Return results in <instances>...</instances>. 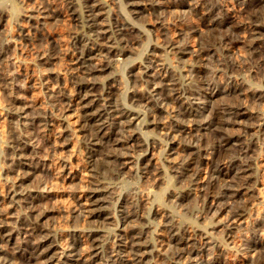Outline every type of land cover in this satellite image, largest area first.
<instances>
[{
	"label": "bare ground",
	"instance_id": "6f19581e",
	"mask_svg": "<svg viewBox=\"0 0 264 264\" xmlns=\"http://www.w3.org/2000/svg\"><path fill=\"white\" fill-rule=\"evenodd\" d=\"M209 1L124 0L130 11L134 13L142 10L159 14L169 12L173 17H177L176 23H172L173 26L164 23L159 27L162 28L163 32H160L163 38L161 44L155 45L157 48L155 50L158 51L159 47L167 48L179 58L186 56L188 59V62L179 68L176 64H170V60L169 63L166 61L164 57L166 52L163 56L152 51L143 63L133 65L134 68L131 70L133 72L128 77L131 76L134 83L138 78H142L147 87L141 94L127 96L129 102L127 104L120 100V88L114 84L115 77L109 75L107 81L105 78L108 75L105 73L107 71L109 73L119 60L131 52L134 44L139 40L140 32L143 31L142 27L139 28L133 22L134 19L128 20L130 17L108 22L106 10L100 0H70L72 12L77 18L82 19V32L77 30L78 33L75 34L78 44L73 58L75 73L71 74V77L75 78L74 92H64L57 96L55 91V94L62 106L63 126L59 134L64 139L66 137L70 140L73 136L76 138V132H80L84 139L82 142L88 145V150L85 147L86 157L92 167L87 172L95 173L103 169L102 172L106 173L111 169V163H115L119 171L121 166L129 163L131 158H135L141 163L145 162L144 169L153 167L155 172L160 173L162 164L158 160L153 163L149 161V158H146V151L156 143L160 145L162 141L163 149L168 151L164 165L171 169L172 174L166 178L160 177L158 182L171 185L174 178L184 180L186 187L173 190L171 195L177 199L191 195L193 198H196L194 195L199 197L205 212L210 214V222L197 224V221L191 220L186 225L181 215H172L168 212L169 208L165 210L160 204L149 212L150 221L147 222L143 221V214H133L121 204L120 208L117 207L119 209L117 215L110 216L105 211L104 203L110 194L111 183L110 185L102 183L104 180H96L97 176L96 178L93 176L95 180L91 179V185L87 186L84 183L86 189L83 188L85 190L82 194H76V205L82 216V225L71 229L67 237L69 240L63 241L52 232L50 227L41 223L40 220L47 211L41 207L40 194L35 188H31L33 186L31 183H28L31 174L37 168V162L29 157V152L33 150L32 136L14 130L15 137L7 142L10 165L7 164L14 172V177L7 180L9 182L5 192L7 203L4 204L0 199V264L13 263L3 253L1 242L11 239L14 233L21 235L15 248L18 252L25 253L23 264H264V233L256 237L255 241L253 239L252 246H246V250H242V259L228 256L229 252L235 251L234 234L232 235L234 225L248 221L249 196L252 195L257 184L261 185L264 182L262 174L259 176L262 182L253 174L256 163H259L255 161L256 131L264 121L262 117L255 116V110L251 111L247 102L250 96L252 100L263 99L264 86L248 88L245 81L236 78V75L233 77L231 72H237L235 70L241 63L238 65L237 60L231 59L230 53L237 44L246 43L251 52L264 54V0H240L238 4L240 3V11L244 14L243 20H236L237 15L234 16L231 9H227L225 5H213L214 3L211 4ZM47 3L41 11H37V14L30 13V17L33 19L49 16L54 8L48 6L51 4L50 0ZM188 12L197 16L198 23L193 21L192 17L189 19ZM121 14L123 15L122 11ZM4 15L5 11L1 7L0 23L7 17ZM215 32H219V35ZM210 62L214 65V68L211 66L214 74L222 68L229 72L227 76L229 79L224 81L223 88H219L221 85L217 78L207 74V71H210L207 64ZM61 75L60 73L59 76ZM120 83H123L122 79ZM219 92H227V95L232 93L231 100L234 102L228 101V98V102L224 104L216 102L215 100L218 99L215 97ZM56 96L52 95L53 98ZM250 102L252 103L251 100ZM30 104H17L13 98L11 114L17 121L13 120V122L20 127V130H25L28 127L27 119L32 116L31 119L39 122L40 131H47L52 124L48 118L52 116L51 114L48 116L51 110H48L47 106H42L44 104L42 102L41 105L40 101L39 104ZM31 107L33 111L28 109ZM146 125H151L156 131L152 133L154 138L149 135V131L147 134L142 130ZM234 126L239 127L237 131L233 129ZM2 138L1 136V141H4ZM68 140L66 144L69 143ZM74 141L76 142V139ZM131 194L133 193H130V198ZM159 199L160 194L157 195V200ZM110 203L112 204V201ZM16 207L22 210L17 211ZM224 211L227 220L222 223L220 215ZM255 217L253 224L255 222L259 224L264 232V216ZM110 219L120 223L121 233H116L114 246L106 251L108 249L104 248L105 239L101 231L103 226L110 223ZM220 223L221 233L213 235L215 231L210 227L218 226ZM258 251L261 254L258 255Z\"/></svg>",
	"mask_w": 264,
	"mask_h": 264
},
{
	"label": "rangeland",
	"instance_id": "374dc122",
	"mask_svg": "<svg viewBox=\"0 0 264 264\" xmlns=\"http://www.w3.org/2000/svg\"><path fill=\"white\" fill-rule=\"evenodd\" d=\"M100 1L104 6V10H106L105 11L106 20L108 22L111 23L116 19L125 18V17L127 19L130 17L128 20L133 21L134 19L133 22L137 26H139V28L142 27L141 29L144 31V32L143 31L140 32L139 40L135 43L136 45L134 44V47L136 48L133 47L130 53H127L123 57V59L119 60L116 63V66L112 68V70L110 69L109 73L111 74H109L108 71L105 73V75H108L105 78L107 81H108L107 77H109V75L115 77L116 81L114 82V84H116L117 87L120 88V90L119 89L118 90L121 96L119 94L118 95L121 101H124V103L126 102L127 104H129L127 100V96L137 93L141 94L142 91L146 89L145 88L147 87L146 82H144L142 78H138L134 83L131 79L132 77L131 76L128 77V75L131 72H133L131 71L134 68L133 65L136 66L137 64L143 63L144 60H146V57L152 51H155L156 53L161 54L163 56L165 55L166 52V55L164 56L166 58V61L168 62L170 60V64H174V65L176 64L177 67L179 68L188 62L186 56L179 58L176 53L172 52V50L159 47L158 51H156L157 48H155L156 44H161L163 38L162 28L159 27H162L161 25L164 23H168V24L170 23V26H173L172 23L173 24L176 23L175 20L177 19V17H173V15L169 12L159 14L154 11L147 12V10H142L140 12L134 13L130 11L129 6L124 3V0H100ZM47 2L48 0L47 1L46 0H0V8L2 7L3 10L5 11L4 17L7 16L6 18H3L4 20H2L0 23V48L3 49V50L0 49V54H1L0 55V143H1L0 144V199L2 200V202H4V204L7 203V199L5 197V192L7 191L9 185V182L7 180L8 178L10 179V177L11 178L14 177V172H12L9 166L10 155L7 147V142L10 141V139H13L12 137H15L16 135L14 132L15 130L21 132V134L29 133V135L32 136L31 143L33 145L32 148L33 150L29 152V157L31 160H35L37 162V168L31 174L28 183H31V185H33L31 188H35L36 191L40 194L41 207L46 209L47 211L46 215L42 217V219L40 220L41 223H43L47 227H50L52 232L58 238L61 237L63 241L64 240L66 241L67 239L69 240V238L67 237H69V233L71 229H73L74 227H80V225H82V219H81L82 216L79 214V209L78 206L76 205V196L78 194H82L83 191L86 189L85 186L91 185V179L95 180L96 176L98 178V179L96 178V180L99 181L104 180L102 181V183L104 182L107 183L108 185H110L111 183L109 189L110 194H108L107 201L104 203V205L106 206L105 211L110 216L117 215L116 213L119 210L117 207L120 208V204H121L123 206L125 205L124 207L125 208L127 207L126 209L131 211L133 214L136 215L143 214L144 216L143 221L147 222L150 221V217H148L149 212L153 210L155 206L157 207V205L160 204L165 210H168L169 208L168 212H170L172 215L174 216L181 215L186 225L189 224L188 221L191 220L197 221L196 222L197 224L209 223L211 220L210 214H207L205 212L204 206L202 205V203L200 204L201 199L199 197L193 194L194 197L196 198H193V196L191 195L192 199L191 196H185L183 198L177 199L171 195L173 190L177 191L181 188L183 189L186 187V183L184 180L180 181L179 179L174 178L173 183L171 185L165 182H158L160 177L166 178L168 175L172 174L171 169L167 167V165L166 166L164 165L166 164L165 156L166 154H168V151H166V149H163L164 145L162 141L160 145L156 143L154 144L155 146L154 145L150 146L146 151V158L147 159L149 158V161L153 163L154 161L158 160L162 164L161 167L162 169L161 171L159 170L160 173L155 172L156 170L153 169V167H149V169H144L143 165L145 162L141 163L137 161L135 158H131L130 159L131 161L121 166L119 171L117 170V166H115L116 164L111 163L110 164L111 169L109 171H106V173L102 172L103 169H101L102 167L100 164L99 168L101 170H97V172L94 171L95 173H92L91 171V173L94 174L92 175L91 173L87 172V170L90 169L91 167L90 166L91 163H89L88 158L86 157L88 145L86 144V142H82L84 139L81 137L80 132H76L75 134L76 138L73 136L72 139H70L72 140L71 142L66 137L64 139L63 136L59 134V130H61L63 125L61 120L62 106L60 102L57 101V96L64 92L66 93L74 92L75 78H72L71 74L75 73V69L73 67V61H74L73 58L74 55L76 54V49L78 44L76 42L77 39H75L76 38L75 36L77 35L78 32H82V19L77 18L72 12L73 7H72V3H69L70 0H50L51 4L48 6H50L51 8L53 7L54 9L52 8L53 10L50 11V13L48 14L49 16L45 15L44 17H34L32 19L30 17V13L37 14V11L39 10L41 11L43 9L42 7L48 4ZM209 2L211 4L214 3L213 5H220V4L223 6L225 5L227 9L229 10L231 9L230 11L234 14V16L235 15L238 16V18H236L237 16L235 17L236 20L244 19V14L241 13L240 11V3L238 4L240 0H224V1L210 0ZM121 11L123 15L121 14ZM237 11L238 12L240 11V13H237ZM6 12L8 15H6ZM188 13L186 14L187 18L189 16ZM41 14L42 13H40V15ZM189 14H190L189 19L193 18L192 20L198 23L197 16H195V14L191 12ZM186 15L184 16L185 18ZM215 34L219 35V32L218 33L215 32ZM7 38L10 39L11 42ZM2 43L4 47H2L3 46ZM230 55H231L230 56L231 59H235V61L237 60L238 65L241 63L240 64L241 66L239 65L235 70L237 72L234 71L231 72L233 77L234 75H236V78L238 77V79L245 81V84L248 88L258 87L259 85H262L261 87L264 86V84H262L264 83V60H263L264 54L251 52L247 48L246 43H239L236 45V47L233 49ZM45 58H48V60H46ZM177 60L178 63L180 64L177 63ZM117 65H119V67H117ZM207 66H208V70H210L207 71L208 72L207 74L213 75L215 79L217 78L216 80L221 85L219 88H223L222 86L225 85L224 81L229 79L227 78V76H229V72L226 71L225 69L224 71L222 68V70L218 71V73L222 71H224L225 73L222 72L219 74L218 73L214 74L211 70L212 67L214 68L212 62L208 63ZM60 73L62 74L61 76H59ZM222 74H224V76ZM120 79H122L123 83L119 84ZM55 91H57L56 93L57 96L55 94ZM122 91L123 92L125 91L124 94ZM51 94L56 97L53 98ZM231 94L229 93L227 95V92H219L218 95L215 97L216 99H218V101L217 100L215 101L220 104H224L225 102H228L231 99H233L231 98L233 94L232 95ZM50 95L52 102L49 100ZM13 98L14 101H17V104L23 103L25 105L26 104L29 105L30 102L31 104L32 103L39 104L40 101V104L42 105L43 102L44 105L42 106L45 107L47 106L48 110H51L49 111L48 116H50V114L52 115L48 117L52 122V124L49 125L48 130L45 132H41L39 122L35 119H31L32 116L31 118L27 119V126H28L27 129L20 130V127H18L17 124L13 122V120H15V122L17 121L11 114ZM252 99L253 98L250 96L248 97L247 100V102H249L248 106L250 110L251 109H252L251 111L255 110L254 111L255 116L258 115V117L260 118L262 117L264 121V97L263 99H259V101ZM250 100L252 101L253 104L250 102ZM216 102L214 103L216 104ZM140 107L141 106H138L137 108ZM251 107H253L254 109ZM258 107H261V109ZM28 109L31 111L32 107L31 109L30 108ZM29 110L28 112H30ZM32 113L33 112H31L30 115H32ZM9 115H11V117ZM147 118L151 119V117H147ZM13 125L16 128H14ZM261 127L259 128L258 131H256L255 147L258 149L256 150V148H254L256 151L255 154L257 153L255 156L256 157L255 161L256 162L259 161V163L258 162L257 163L259 164L260 168L256 163L253 174L254 176H256V178H259L260 180L262 177V180L264 181V176H263L264 146H262L264 145L263 143L264 124L261 125ZM238 128L239 127L234 126L233 129L237 131ZM142 130H145L147 134L149 131L150 133L149 135L153 136V138L155 137L152 133L156 131L152 128L151 125H146V127L144 126ZM150 130L152 131L150 132ZM1 134H3L4 136ZM5 135H6V139H5ZM1 136L4 138V139L2 138L4 141H1ZM144 137L146 138L145 135ZM75 139L76 142L74 141ZM67 140L69 141L68 144H66ZM261 141H262V145H261ZM72 142L73 143L75 142V144H73ZM5 145L6 147H4ZM85 147L87 150L85 149ZM94 154H97V152H94ZM258 158L261 159L259 160ZM7 163H9V165ZM112 166H115L116 169L115 167L112 168ZM58 170L60 171V173ZM55 172L58 173V175H56ZM114 172L115 174L113 175ZM118 173L120 174L122 173V174L120 175ZM261 174L262 176L259 177ZM87 176L88 179L90 180L87 179ZM93 176H95V178ZM4 177L7 179H4ZM262 184H264V182H262L261 185L257 184V186H255L253 190L255 192L252 191V195L249 196L250 203L248 207L250 209L249 211L250 218L251 216H253L252 219L248 218L247 222H241L238 225L236 224L234 225L235 230L233 229L234 232L232 233V235L234 234L233 243H235L236 245L234 244L235 251L232 250L231 252H229L228 256L230 257L237 256L236 258L242 259L243 251L246 250V246L247 247L252 246L254 243L253 239L255 241L258 237H260L264 233L262 230L263 228H260L259 224H257L256 222L253 224L254 218H256L255 216H264L263 214L264 202H262L264 201V193H263L264 186H262ZM130 193H133V195L131 194L132 195L131 198L129 197ZM158 193L160 194L159 200H157V195H159ZM137 194L139 197L137 196ZM154 194L155 196L153 197ZM147 196H149L150 200L149 198H147ZM141 197L143 198L141 199ZM144 197L146 199H144ZM188 197L190 198V200ZM258 197L259 199H256ZM173 198L175 202L173 201ZM128 199H130L131 203ZM170 199L172 200L170 201ZM110 201H112V204L110 203ZM139 201H141L140 203H142L143 206L139 203ZM165 201H169V202L165 203ZM255 202H257L256 205ZM132 203L134 205H132ZM135 206L136 208H134ZM142 207L144 208V210ZM251 209H253L255 212H253V210ZM16 210L21 211L22 209L20 207H16ZM224 214L225 211L220 215L222 216L221 219L222 223H225L227 220ZM185 218L190 220H186ZM110 220H111L110 223L103 226L102 227L103 229L101 231L103 238L105 239L104 248L108 249L106 251H109L110 247L114 246L115 237L117 236V234L121 233V225H119L120 223H118L117 220L115 219H110ZM244 223H246V225ZM221 226L222 225L220 223V225L218 226L210 227L211 230L215 231L213 232V235H219L221 233V228H222ZM248 227L250 230L248 229ZM251 228L253 229L251 230ZM20 238L21 235L14 233L11 239L1 242L4 248L3 253L10 258L11 262H13L12 264H23V260H24L23 256H25V253L18 252L17 248H15V245L17 241L20 240ZM106 238L108 241L106 240ZM233 252L234 254H232ZM257 253L258 255L261 254L260 251H258ZM106 255L108 254L106 253Z\"/></svg>",
	"mask_w": 264,
	"mask_h": 264
}]
</instances>
